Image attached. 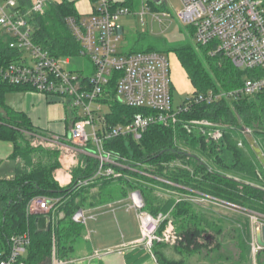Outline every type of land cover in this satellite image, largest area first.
<instances>
[{
	"label": "trees",
	"instance_id": "1",
	"mask_svg": "<svg viewBox=\"0 0 264 264\" xmlns=\"http://www.w3.org/2000/svg\"><path fill=\"white\" fill-rule=\"evenodd\" d=\"M76 1L50 0L42 13L29 17L33 42L53 57H71L79 53V44L65 20L69 16L78 17ZM110 1L112 9L125 6L135 10L136 7L134 0ZM26 5L29 0H21L23 9ZM150 6L155 8L153 2ZM10 40L0 33V64L17 60V52L9 47ZM199 48L206 54L208 47L200 45ZM153 50L159 51L153 46L130 51ZM174 50L194 88L190 101L186 103L185 100L178 106L186 104L174 122L167 126L150 125L139 140L119 137L105 141L104 147L117 154L125 167L116 168L118 177H99L87 185L78 182L95 173L96 159L80 155L70 170V182L60 185L55 178V171L61 168L60 151L34 145L37 137L48 136L25 114L4 103L7 91L33 89L0 82V141L12 144L11 158L16 162L13 176L0 179V247H7L11 236L29 232L31 242L24 257L27 264H51L53 251L60 260H74L76 242L84 236V224L75 220L74 215L78 210L110 200L107 196L118 188L121 198L127 197L132 190L139 191L143 202L139 211L161 215L157 235L161 236L170 227L174 236L171 245L154 241L151 254L143 248L135 249L126 256L128 264H184L183 259L164 255L162 250L167 246L181 255L199 253L211 261L242 264L250 260L248 219H235V228L223 235L221 219L209 220L190 198L197 196L226 202L250 210L248 214L256 218L257 215L264 217V168L248 142L251 136L264 153V100L261 95L237 94L207 103L195 102L194 97L208 91L233 90L242 84L244 71H249V77L263 76L264 68L250 71L240 70L231 62L218 65L216 59L220 56L206 54L213 68L212 78L192 47ZM113 84L111 81L109 95L102 100L110 107L106 120L110 124L126 123L142 109L120 103L113 95ZM67 120L69 129L76 118L69 112ZM94 187L101 188L89 194ZM156 187L170 192L166 197L159 196L155 194ZM36 197L58 201L48 212L29 211L28 203ZM60 212L63 215L55 218L54 213ZM42 216L48 218V223L44 229H39L37 218ZM228 234L234 239V253L222 248L221 239L224 243ZM255 260L256 264H264V248L256 253Z\"/></svg>",
	"mask_w": 264,
	"mask_h": 264
},
{
	"label": "built area",
	"instance_id": "2",
	"mask_svg": "<svg viewBox=\"0 0 264 264\" xmlns=\"http://www.w3.org/2000/svg\"><path fill=\"white\" fill-rule=\"evenodd\" d=\"M50 0H29L23 9L21 0H0V33L11 40L9 47L17 52V60L0 64V82L26 86L46 98H61L74 116L81 110L83 116L69 127L66 140L77 144L82 152L95 158V173L79 185H87L99 177L116 176V168L125 165L117 154L104 147V142L119 137L139 140L152 124L167 126L176 120L183 107L173 108L172 84L169 61L161 51L121 52L123 28L119 24L122 16L131 14L129 8L112 9L110 0H92L88 15L67 17L66 24L79 44L80 56L91 60L93 73L68 70L70 58L53 57L32 40V24L29 17L42 13ZM56 1V0H52ZM182 7L177 18L194 29L197 43L208 47L210 56L229 59L239 69L264 68V0H180ZM150 2L162 4L165 0H141L140 9L134 14L144 15L151 9ZM153 13V18L163 21L166 11ZM113 81V95L125 106L140 108L126 123L110 124L103 107L110 109L102 100L109 95ZM241 94L261 95L264 100V75L251 76L228 92L208 91L194 97L195 102H214L223 96ZM190 101L189 96L185 99ZM89 126V131L87 130ZM132 200L139 205L137 196ZM58 199L33 198L28 210L45 213L54 208ZM134 204V203H133ZM79 217L78 212L74 219ZM256 219L255 215L250 216ZM82 218H84L82 214ZM144 246L150 251L154 241H170L173 234L166 228L161 236L156 233L161 215L152 216L144 211L138 215ZM29 232L15 234L9 238L7 247H0V264H27L23 254L30 245ZM255 240L251 243V259L261 249ZM51 264H66L56 258L53 251Z\"/></svg>",
	"mask_w": 264,
	"mask_h": 264
},
{
	"label": "rangeland",
	"instance_id": "3",
	"mask_svg": "<svg viewBox=\"0 0 264 264\" xmlns=\"http://www.w3.org/2000/svg\"><path fill=\"white\" fill-rule=\"evenodd\" d=\"M121 1V0H118ZM136 2L135 10H130L131 14L127 16H122L119 19V24L123 28V37L120 45V51L121 52H128L130 50H145L148 48V46H153L156 50H159L168 58L169 61V67H170V79L172 84V105L173 108L176 109L181 103L185 101V99L190 96L194 92V88L187 76L186 70L184 69L183 65L180 62L179 57L177 56L174 49L182 46H190L194 49L195 53L197 54L198 58L202 62V64L206 67V69L209 71L212 78L214 77L213 68L211 67L210 62L208 61V58L206 57V54H208V49L206 54L203 52L201 48H199V44L197 43L194 35V29L192 26L187 25L180 21L177 18V12L181 9L182 4L180 0H165L162 4H155L154 7H151L150 11L146 10V13L144 15L141 14H134L136 13L141 6V0H134ZM94 2L92 0H77L75 3V8L79 14H89L88 13V7L93 5ZM161 11H166L168 13V16L163 18V21L159 22L157 19L153 18V13H162ZM68 56H63L61 59H64ZM219 57V56H218ZM70 58V64L65 65V68L68 70L73 71H80L83 72L86 75H90L93 73L94 66L91 60L85 56L80 55H74L69 56ZM230 62L229 59L219 57L216 59V63L218 65ZM244 70V69H240ZM249 71H244L242 74V80L248 78ZM54 102L50 104L49 110H48V120L51 122H54V127L57 128V130H64L66 126V122L64 121L65 117L68 118V110L65 111L67 108L65 107L64 101H62L61 98L57 97L53 99ZM66 108V109H65ZM103 114L109 113L110 109H107L106 107H103L102 111ZM76 117L83 116V113L81 110L75 111ZM66 121H68L66 119ZM87 130L89 131V126H87ZM48 137H37V140H34V145L41 144L44 147L48 148H57L60 151V158L63 161V167L61 163V167L63 168L62 173L67 174L70 173V170L77 164L78 159L80 155H86L81 150L82 148L79 147L77 144L72 143L70 140H66L63 135L56 136L47 133ZM60 143L62 145H60ZM66 145V146H65ZM118 173H116L115 177H118ZM57 180V179H56ZM71 180V178H70ZM60 185L61 182L57 180ZM68 184V183H67ZM66 185V184H64ZM101 187H94L89 190V194H92L94 192H97L98 189ZM155 194L159 196L166 197L167 194L170 192L165 189H161L159 187H156ZM114 194H110V196H107L110 200L107 199L106 202H104V207H101L100 209H111L116 206L115 203H122L123 201H120L123 199V197H119L120 193L118 191V188L114 189ZM137 190H132L129 192L126 198L131 196V193L135 192ZM88 194V195H89ZM106 197V198H107ZM196 203L200 204L202 201L199 199H196ZM203 203V202H202ZM218 204L212 205L213 207V214H216L217 218H223L225 221L222 222V219L219 221V223L223 226L222 228H228L230 225L229 223V217L231 218L233 215L239 214V212H250V210H247L243 207L235 206L233 204L229 203H223V202H217ZM103 204V203H102ZM102 204H98L93 207V212H97L99 209L96 210L97 206H102ZM107 206V207H106ZM207 206V205H206ZM117 208V207H115ZM86 210V209H84ZM79 211V210H78ZM77 211V212H78ZM131 217L134 216L133 210H130ZM35 212H39L38 210H35ZM76 212V213H77ZM117 213V214H116ZM114 214V212L111 210L109 215L112 221V224L117 226L116 221L114 220L115 216L120 215L125 212V208H122L118 210ZM129 214V213H128ZM63 214L62 212L58 213L56 215L54 213V217H61ZM246 219H249V214L247 213ZM245 216V215H244ZM55 217V218H56ZM215 217V216H213ZM245 218L242 217V220L244 221ZM261 218V219H260ZM256 221L254 223H250V236L252 235L253 231V225H263L264 223V217L257 215ZM139 221V220H138ZM82 239H79L76 242V247L80 245ZM223 243V240H221ZM229 239L225 236L224 243L227 244ZM145 252L148 254H151L150 251L143 247ZM27 254V251L23 254L25 257ZM75 257H78L77 253L74 255ZM76 262V259L71 261L70 264H73Z\"/></svg>",
	"mask_w": 264,
	"mask_h": 264
},
{
	"label": "crops",
	"instance_id": "4",
	"mask_svg": "<svg viewBox=\"0 0 264 264\" xmlns=\"http://www.w3.org/2000/svg\"><path fill=\"white\" fill-rule=\"evenodd\" d=\"M91 8L92 5L87 8L88 13L91 12ZM53 102V99L46 98V96H44L43 94L27 89L11 90L7 91L4 94L5 105L14 111L22 112L23 114H25L30 119L32 124L43 131L44 134L49 133L56 136H64L68 131V124L66 121L67 117H65L64 119V121L66 122V126L62 131L57 130V128L54 127L55 123L48 120L49 106ZM60 145L64 146L63 143H60ZM12 150L13 146L10 142L0 141V179L10 178L14 174L16 162L11 158ZM60 162L62 163L63 167L64 164L61 158ZM62 167L55 171V178L64 185L70 182L71 175L69 172L67 174L62 173ZM190 199L195 204H198L196 203V199H199L203 202L198 204L199 209H202L204 211L209 220L217 219L216 214L212 213L213 207H211L212 205L218 204L217 202L212 201L208 198H199L197 196L191 197ZM120 201L123 202L115 203V207L117 208L113 207L108 210L100 209L101 207H104L105 204L103 203L102 206L100 205L96 207V210L99 209L97 212H93V208L81 210L84 216L82 221V223L84 224V236L82 237L80 245L76 247L78 257L75 258L76 262L73 264H128L126 262V256L133 253L132 251H136L135 249H142L143 247H145L138 221L139 212H142L139 211L141 207L136 208L135 204H133L131 196H129L128 198L125 197ZM122 208H125L126 213H122L114 217V220L117 223V226L114 227L111 218H109V213L112 210L115 214ZM130 210L134 211V216L132 217L130 215ZM247 213L239 212V214L233 215L231 218L229 217L228 221L230 225L227 229L222 228V234H227L230 229L237 225L235 223L233 224V221H236L235 219L247 217ZM250 216L251 215H249L248 223H254L256 220L251 219ZM220 219H222V222L225 221L221 217ZM256 226V224L253 225L252 235L250 236V249L251 243L255 240L254 231ZM168 231L172 233L171 228L168 229ZM220 237L221 236L219 235L218 238ZM231 237L232 234L227 235L229 243H222V248L224 250L230 251L231 253H234V239H231ZM172 241L173 239L165 242L171 245ZM162 251L164 255L170 259H183L184 264H233L228 263L229 261L225 262L223 260L211 261L199 253H195L192 255H181L173 251L170 246L165 247ZM71 261H66V264H70ZM151 263L152 262H149L148 264ZM242 264H256V260L253 261L251 259V250L250 260Z\"/></svg>",
	"mask_w": 264,
	"mask_h": 264
},
{
	"label": "water",
	"instance_id": "5",
	"mask_svg": "<svg viewBox=\"0 0 264 264\" xmlns=\"http://www.w3.org/2000/svg\"><path fill=\"white\" fill-rule=\"evenodd\" d=\"M155 2L159 1V0H153ZM248 142L249 145L252 149V151L254 152V154L256 155L259 163L262 165V167L264 168V153L261 150V148L256 144V141L249 136L248 137ZM134 194L137 196L138 200H139V205H136L135 200H133V203L135 204L136 208H140L143 203H142V198L140 196L139 191H135ZM78 222H82L83 218H82V211L79 210L78 211ZM48 223V218L46 216H42L37 218V227L39 229H44L47 226ZM254 238H255V242L262 248H264V225H257L254 231Z\"/></svg>",
	"mask_w": 264,
	"mask_h": 264
}]
</instances>
